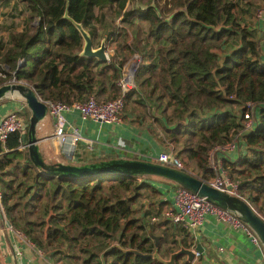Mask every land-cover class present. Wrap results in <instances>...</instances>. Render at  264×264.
I'll return each mask as SVG.
<instances>
[{
	"label": "trees",
	"instance_id": "16d2710c",
	"mask_svg": "<svg viewBox=\"0 0 264 264\" xmlns=\"http://www.w3.org/2000/svg\"><path fill=\"white\" fill-rule=\"evenodd\" d=\"M19 1L27 8V23L23 29H11L0 45V72L5 75H0V86L24 82L40 98L65 103L91 96L102 103L124 96L126 112L152 101L161 115L155 118L154 134L161 127L165 134L160 141L176 147L186 165L195 163L204 178L213 175V148L234 138L245 120L243 105L256 102V127L239 140L235 159L229 153L223 165L239 182L240 194L264 218V22L253 29L241 26L231 0ZM109 12L128 26L109 21ZM76 23L93 43L103 32V40L113 47L109 60L83 55L84 38ZM224 43L230 49L222 54L220 50H227ZM135 53L142 57L136 86L124 90L120 82ZM236 106H242L240 116L233 112ZM20 145L19 133L0 141L1 204L12 227L52 261L164 264L127 251L166 257V240L161 237L156 244L150 236L155 225L146 222L147 214L138 216L135 207L147 197L145 189L158 192L151 183L155 177H59L37 167ZM94 213L99 216L88 222ZM180 230L188 237L186 228ZM176 264L191 263L179 257Z\"/></svg>",
	"mask_w": 264,
	"mask_h": 264
},
{
	"label": "crops",
	"instance_id": "0c3cea01",
	"mask_svg": "<svg viewBox=\"0 0 264 264\" xmlns=\"http://www.w3.org/2000/svg\"><path fill=\"white\" fill-rule=\"evenodd\" d=\"M144 28L146 27L144 26ZM104 29L103 27L101 32ZM107 50L110 58L113 52L112 45L107 44ZM16 96L19 95H14V97ZM14 97L9 96L0 101V122L6 114L12 111L19 112L21 116L27 113L28 116L26 115L25 119L22 117L25 125L27 124L26 128L20 133V141H22V144L27 145L29 121L32 112L21 96L17 100ZM128 110L123 120L114 124H105L89 119L83 120L77 111L67 114L70 125L78 127L83 136V140L78 143L73 154L67 153L64 146L55 139V122L47 114L46 118L39 122L37 126V137L41 139L39 144L43 157L45 156L44 160L46 163H74L79 162L81 159L89 161L96 157L107 156H113V159L149 160L150 158L146 157L148 155L157 156L160 152L166 150L176 152V147L169 143H162L160 141L161 135L154 134L153 130L155 128L149 119L140 117V114L146 111L141 112L140 107L133 111ZM25 149H28V146ZM236 154L237 151L232 153L234 159ZM197 174L202 176L199 171H197ZM156 178L151 183L157 188L158 192L151 194V196L147 194V197L141 200L147 208L146 220L149 223L154 225L169 223L172 226L171 228L175 232L178 242H175L171 245L172 248H169L172 251L171 253L180 250L182 243L187 242L189 246L184 245L187 248L195 249L197 245L201 246V256L196 257L193 264H264V249L260 245H257L244 230L221 221L215 216H208L203 225L195 232L187 229L189 232L188 237L180 230L182 225L173 224L170 220L161 219L159 222H151V216L171 207L175 189L179 186L174 182L163 180V178H161L162 180ZM150 210L156 212L151 213ZM8 222L0 203V264H50L48 256L44 253L41 256L39 249L34 250L28 246L17 236L16 232L8 228ZM20 252L23 254L21 255ZM180 259L187 260L186 256H181Z\"/></svg>",
	"mask_w": 264,
	"mask_h": 264
},
{
	"label": "built area",
	"instance_id": "2783aa9c",
	"mask_svg": "<svg viewBox=\"0 0 264 264\" xmlns=\"http://www.w3.org/2000/svg\"><path fill=\"white\" fill-rule=\"evenodd\" d=\"M255 16L258 21L264 22V5H261L257 8L255 11ZM141 59L142 57L135 59L132 62L138 65V63L141 62ZM0 75L5 76L1 72ZM13 82H15V80H13ZM120 83L124 90H128L129 88L136 86L133 74L129 73L127 70L125 77ZM41 100L47 105V114H49V116H51L55 122V139L62 146H64L65 150L69 154H73L78 143L83 140V136L80 133L78 127L70 125V122L67 120V114L72 111H77L83 120L89 119L100 123L114 124L123 120V112L126 106L124 96L102 103L98 102L95 96H91L85 101H75L73 103H65L62 101L42 98ZM243 106L245 107V120L243 121L242 129L237 134H235L232 140L228 141L226 144L216 146L211 151V168L214 173L211 177L204 178L200 174H197V170H195L192 166L186 165L184 160L175 151L166 150L160 152L157 156L148 155L146 157L150 158V161L187 171L200 177L205 182L221 191L246 200L240 194L239 182L229 177L227 169H225L223 165V160L226 158V156L229 153L231 154L236 152L238 149L240 143L239 140H241L244 134L254 129L258 123V104L256 102L248 101ZM26 125L19 112H9L2 118L0 122V141L5 143L13 133L20 134L24 131ZM27 146L28 144H22L21 141V145L18 147V149L23 150ZM1 198L2 194L0 190V203ZM1 207L5 216L2 204ZM208 216H215L221 221L232 224L236 228L244 230L257 245H260V247L263 248L261 240L257 234L235 212L220 207L219 205L209 201L206 197L200 196L199 194L182 186L176 187L171 207L162 210L157 215L151 216L150 220L151 222H159L161 219L170 220L173 224L182 225L186 229L195 232L200 226L203 225ZM7 226L10 230L12 229V231L16 232L17 236L28 246L34 250H38L37 246L28 240L24 233L15 230L9 222ZM43 253L44 252L40 250L41 256L45 254ZM20 254L22 255L23 253L20 252ZM200 256L201 253L197 250L196 257ZM49 259L48 262L50 264H61Z\"/></svg>",
	"mask_w": 264,
	"mask_h": 264
},
{
	"label": "water",
	"instance_id": "95a60500",
	"mask_svg": "<svg viewBox=\"0 0 264 264\" xmlns=\"http://www.w3.org/2000/svg\"><path fill=\"white\" fill-rule=\"evenodd\" d=\"M76 26L84 38L83 55L96 56L102 60H109L106 42L102 41L100 47L95 48L90 34L84 29V27L78 23H76ZM135 64L136 63L132 62L131 65L134 67ZM130 68L129 65V68L127 67L129 73ZM133 69L132 74L135 76L137 69L136 67ZM14 95L21 96L32 112L29 121L28 150L33 163L37 167L50 169L59 177L73 179L99 176L103 174H132L163 178L187 188L200 196L206 197L209 201L220 207L235 212L257 234L264 247V218L248 201L221 191L205 182L200 177L187 171L169 167L150 160L132 158H114L108 161H99L81 165L65 162H57L54 164L46 163L40 149L39 143L41 142V139H38L37 137V126L38 123L44 120L47 116V105L37 95L35 89L27 83L15 81L0 86V100ZM150 236H153L156 240V244H158L161 236H155L152 232ZM197 250L201 251L200 245H197L195 249L181 245L180 250L171 253L170 258L166 259L162 257L159 252L144 253L138 249H127L128 252L134 253L138 256L148 258L154 257L164 264H176V259L181 256H186L187 261L193 264L196 260Z\"/></svg>",
	"mask_w": 264,
	"mask_h": 264
},
{
	"label": "rangeland",
	"instance_id": "374dc122",
	"mask_svg": "<svg viewBox=\"0 0 264 264\" xmlns=\"http://www.w3.org/2000/svg\"><path fill=\"white\" fill-rule=\"evenodd\" d=\"M231 2L235 4L234 11H235L238 23L242 24L241 26H245V27L247 26L250 29L259 27V22L255 16V11L257 10L256 9L257 7L264 5V0H231ZM108 15H109L108 20L109 21L114 20L113 22L115 25L124 26V27L128 26L127 23H125L123 21L122 17L116 18L115 15L111 12H109ZM27 17H28L27 8L19 0H9V1H6V2L0 4V45H2V44L4 45L6 43V40L8 39L9 32L11 29H19L20 30L26 26ZM141 25L147 26V23L145 21H142ZM103 27H105V25L101 24L100 28L102 29ZM260 34H261V32L259 30L258 35H260ZM99 36H100L99 39L94 43L95 48H98L101 44V40L104 39V35L102 33H100ZM224 46L227 47V50H220V53H222V54L228 52V50L230 49L229 45H227L225 43H224ZM140 57L141 56L138 53L133 54L126 66L130 65L132 67V65H131L132 61L135 59H138ZM129 63H131V64H129ZM139 65H140V62L138 63V65L135 64L134 66H136V68H137ZM128 68H129V66H128ZM18 97L19 96L14 97V98H16L15 100H17ZM140 108H141V112L146 111L145 113H141L140 117L146 118L147 120L149 119L150 123H152L154 125L156 122L155 118L160 117V113H159L158 109L156 108L155 103H153L152 101H148L145 107H140ZM148 108H149V111H148ZM241 109H242V106H236V108L233 110V112L236 115L240 116L241 115L240 114ZM26 115H27V113H26ZM26 115L22 114V117L25 119ZM124 115H127L125 110L123 112V117H124ZM156 129H157L156 131H158V134H162V132H163V135L165 134V132L161 129V127H157ZM180 157L182 158L181 155H180ZM191 164L189 166H192L194 169L197 168L195 163H191ZM196 170L198 171V169H196ZM227 172H228V170H227ZM143 192L146 195L150 194V196H151V194H153V193H150L151 191H149L148 189H145ZM162 205H163V203H162ZM135 207H137V209L139 210L138 216H140V217L146 216L147 208L144 206L142 200L138 201L135 204ZM150 212L155 213L156 211L150 210ZM262 214L264 215V212H262ZM98 216H99L98 213H94V214L88 216L89 217L88 222L92 221V217L97 218ZM146 222H148V221L146 220ZM163 224L164 225H161V224L155 225L154 230L152 232L154 235L161 236L166 240L162 249H164V252L166 254L165 258L169 259L170 255H169L168 249L172 248L171 245L175 243L174 240L176 239V236H175V232L171 228L172 226L169 223H163ZM163 226H164V228H162ZM152 238H153V236H152ZM154 240H155V238H154ZM155 242H156V240H155ZM175 248H177V246H175Z\"/></svg>",
	"mask_w": 264,
	"mask_h": 264
},
{
	"label": "bare ground",
	"instance_id": "6f19581e",
	"mask_svg": "<svg viewBox=\"0 0 264 264\" xmlns=\"http://www.w3.org/2000/svg\"><path fill=\"white\" fill-rule=\"evenodd\" d=\"M130 67H131V66H130ZM135 67H136V66H134V67L132 66V67L130 68V73H131V74H132V72H133V70H134L133 68H135ZM130 78H131V77H130Z\"/></svg>",
	"mask_w": 264,
	"mask_h": 264
}]
</instances>
